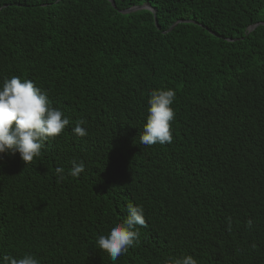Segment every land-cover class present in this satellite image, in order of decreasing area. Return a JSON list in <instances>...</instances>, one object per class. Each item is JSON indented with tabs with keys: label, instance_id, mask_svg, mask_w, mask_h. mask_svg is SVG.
<instances>
[{
	"label": "trees",
	"instance_id": "obj_1",
	"mask_svg": "<svg viewBox=\"0 0 264 264\" xmlns=\"http://www.w3.org/2000/svg\"><path fill=\"white\" fill-rule=\"evenodd\" d=\"M142 4L154 14L123 12ZM257 22L264 0H0V90L31 81L70 121L31 164L0 153V264H112L97 240L126 223L129 205L147 226L116 264H264ZM159 90L176 93L173 142L145 148Z\"/></svg>",
	"mask_w": 264,
	"mask_h": 264
},
{
	"label": "clouds",
	"instance_id": "obj_2",
	"mask_svg": "<svg viewBox=\"0 0 264 264\" xmlns=\"http://www.w3.org/2000/svg\"><path fill=\"white\" fill-rule=\"evenodd\" d=\"M174 90H159L150 93L148 101V118L143 135L140 138L142 147L156 144L164 145L173 142L171 122L175 113L171 105L175 99ZM60 110L53 109L47 95L35 87L33 82L24 81L17 77L5 79L3 89L0 90V153L16 155L19 153L25 165L31 164L34 158L41 156V150L48 139L56 138L62 134L70 121L63 118ZM84 121H77L73 134L86 137L87 131L81 126ZM72 167L68 176L78 178L84 171L83 162L71 161ZM63 168H56L58 182L65 179ZM128 219L124 224L113 227L107 236H99L97 247L105 252L112 264L128 250L135 246L139 232L137 228L146 227L142 207L129 205L126 209ZM249 227L251 221L248 222ZM5 264H38L31 255L23 258H13L5 255ZM165 264H197L192 256L182 258L169 257Z\"/></svg>",
	"mask_w": 264,
	"mask_h": 264
},
{
	"label": "water",
	"instance_id": "obj_3",
	"mask_svg": "<svg viewBox=\"0 0 264 264\" xmlns=\"http://www.w3.org/2000/svg\"><path fill=\"white\" fill-rule=\"evenodd\" d=\"M111 2V4L113 5V0H109ZM139 9H151L149 4H142V5H139V6H132V7H129L128 9L126 10H123V12H129V11H135V10H139ZM152 13L154 14L153 12V9H151ZM177 22H180V21H177ZM260 23H263V22H257L251 26H249V29L253 28L254 26L260 24ZM176 24V23H174ZM264 24V23H263ZM171 29V28H169Z\"/></svg>",
	"mask_w": 264,
	"mask_h": 264
}]
</instances>
